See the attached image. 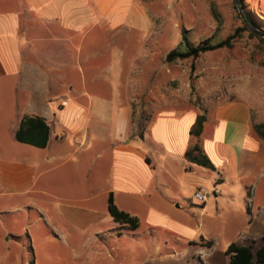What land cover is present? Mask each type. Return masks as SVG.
I'll list each match as a JSON object with an SVG mask.
<instances>
[{"label": "crops", "instance_id": "0c3cea01", "mask_svg": "<svg viewBox=\"0 0 264 264\" xmlns=\"http://www.w3.org/2000/svg\"><path fill=\"white\" fill-rule=\"evenodd\" d=\"M152 26L144 0H0V212L34 203L69 230L105 222L133 231L111 216L113 195L139 218L135 230L173 226L211 253V230L222 225V234H239L228 245L254 246L264 237V136L243 98L178 111L143 106L163 98L156 94L126 95L117 105L110 94L83 89L97 83L115 91L133 43L150 67ZM99 69L109 76H96ZM130 77L148 86L146 76ZM27 116L49 125L45 147L18 140ZM190 150L215 168L194 162ZM210 185L220 192L192 206L200 214L190 225L170 217L172 207L184 208L177 202L186 187ZM8 239L1 230L2 251Z\"/></svg>", "mask_w": 264, "mask_h": 264}, {"label": "rangeland", "instance_id": "374dc122", "mask_svg": "<svg viewBox=\"0 0 264 264\" xmlns=\"http://www.w3.org/2000/svg\"><path fill=\"white\" fill-rule=\"evenodd\" d=\"M144 2L153 23L148 33L149 42L154 41L150 67L144 63L145 51L135 52L138 44H130L124 51L122 78L114 85L116 90L110 91L106 85L96 83L83 86L85 92L110 94L118 98L117 105L127 103L126 95L143 92V98H150L156 94L163 98L142 101L143 106L154 104L156 109L165 103L164 108L178 111L191 107L205 111L209 106L243 98L252 109L255 124L264 123V0H241L242 12L237 0ZM242 13L251 17L252 21L247 19L250 25L245 23ZM252 29L261 34H255ZM184 31L194 44L216 43L232 35L234 38L230 46L207 51L196 58L168 61L170 51L186 48L181 44ZM91 71L86 70L88 77ZM101 71L96 76H109ZM131 71L133 77L146 76L148 88L144 86L143 90L136 77L131 83ZM120 95L121 99L117 97ZM152 113L149 111L150 115L143 121H150ZM198 189L186 187L177 202L184 208L172 207L170 217L188 224L196 220L200 213L192 206L201 208L203 204L195 198ZM0 225L3 226L0 231L4 230L9 237L3 251L0 249V264H230L227 240L239 235L231 230L222 234V225L213 227L215 244L208 253L173 226L154 230L143 225L130 231L122 228L124 224L113 227L104 222L94 228L69 230L48 221L45 212L34 203L7 205L0 212ZM263 242V237L259 238L254 251Z\"/></svg>", "mask_w": 264, "mask_h": 264}, {"label": "trees", "instance_id": "16d2710c", "mask_svg": "<svg viewBox=\"0 0 264 264\" xmlns=\"http://www.w3.org/2000/svg\"><path fill=\"white\" fill-rule=\"evenodd\" d=\"M243 7L245 9V5H243ZM246 16L248 20L252 21L251 17L247 13ZM233 38L234 36L232 35L216 43L206 42L194 44L190 40L187 32L184 31L182 33L181 44L186 48L184 50L170 51L167 54V60L174 61L176 59H186L190 57L196 58L207 51L224 46H230ZM254 127L258 133L264 136V130H262L264 129V123H256ZM49 134V125L39 116H27L23 118L17 130L18 140L36 144L41 147H45L47 145ZM198 149L199 147H195L194 150ZM187 156L194 162L215 168L210 160L206 161L199 155H195L193 150L188 151ZM108 209L115 221L128 224L133 229H136L139 226V218L129 212L120 210L115 204L113 195L109 198ZM226 253L230 257V264H264V242L256 251H254L253 245L233 242L229 245Z\"/></svg>", "mask_w": 264, "mask_h": 264}, {"label": "built area", "instance_id": "2783aa9c", "mask_svg": "<svg viewBox=\"0 0 264 264\" xmlns=\"http://www.w3.org/2000/svg\"><path fill=\"white\" fill-rule=\"evenodd\" d=\"M220 192L217 186L212 188L201 187L195 192V198L201 202H205L210 195H216Z\"/></svg>", "mask_w": 264, "mask_h": 264}, {"label": "water", "instance_id": "95a60500", "mask_svg": "<svg viewBox=\"0 0 264 264\" xmlns=\"http://www.w3.org/2000/svg\"><path fill=\"white\" fill-rule=\"evenodd\" d=\"M237 5H238V8L240 9V11L242 12L241 0H237ZM242 16H243V19H244L245 23H246L247 25H250V23H249V21L247 20V18H246V16H245L244 13H242ZM252 30H253V32H254L255 34H258V35L261 34V33H259L258 31H256L255 29H252Z\"/></svg>", "mask_w": 264, "mask_h": 264}]
</instances>
